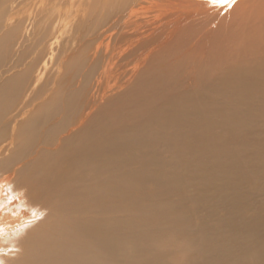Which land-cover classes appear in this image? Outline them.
<instances>
[{
    "label": "bare ground",
    "instance_id": "obj_1",
    "mask_svg": "<svg viewBox=\"0 0 264 264\" xmlns=\"http://www.w3.org/2000/svg\"><path fill=\"white\" fill-rule=\"evenodd\" d=\"M260 102L264 0H0V264H264L187 191L264 166Z\"/></svg>",
    "mask_w": 264,
    "mask_h": 264
},
{
    "label": "rangeland",
    "instance_id": "obj_2",
    "mask_svg": "<svg viewBox=\"0 0 264 264\" xmlns=\"http://www.w3.org/2000/svg\"><path fill=\"white\" fill-rule=\"evenodd\" d=\"M37 6H39V5H37ZM254 104L251 106V108L253 110L247 111L245 109L243 111L244 117H246L248 115H253V114L259 113L260 111L264 110L263 109V107H264L263 102L262 103L261 102L260 103H254ZM261 114H259L258 116H264V112H262ZM260 125H261V127L259 125L257 126L253 122L251 126L250 125L248 126L249 129H251V131L253 132V135H252L253 138L251 139L252 141H250L251 143H250V146L248 147V149H249V151L254 152L256 154L264 152V131H263L264 123H260ZM259 129H261V132L259 131ZM245 132H244V137H246ZM255 135L256 136L260 135V136H259V138H257ZM240 147H241V145H240ZM213 154L216 155L217 153L215 154V152H214ZM163 155L169 156L168 157L169 162H171V160H173L174 156L167 154V151H166V153H163ZM255 157L258 159H262V158H264V154L263 155L259 154ZM189 158L190 159H188V160L185 159L187 161V164L181 163V168H180V172H179L181 176H182V174L188 175L191 172L192 173H196V172L200 173L201 171H198L197 168H199V169L202 168L204 171L206 170V168L204 166L205 164H202L199 162L193 163V159H191V156ZM213 158L221 160V158L217 157V156H213ZM201 160L203 162V158H201ZM188 161H189V163H188ZM245 161H247V160H245ZM231 162L236 163L235 158H233L231 160ZM205 163H209V166H210V162H205ZM183 165L185 166L184 168H183ZM213 166L214 165H213V162L211 160L210 190L207 191L205 194V192H203L202 190H197L196 187L189 186V187H187V191H188V193H190L189 194L190 197L198 198V203L203 199V197H207L206 200L201 202L200 206L207 207V204L209 205V203H210V215L215 212L216 215L214 214L213 216H215L216 218L218 216H220L222 219H226V218L229 219V218L238 216L239 214L240 215L243 214L242 224L243 223L245 224L247 222L249 223V221L252 219V216L255 217L257 214L260 215V213H261V215H264L263 214L264 213V192H263V189L260 188L261 186H264V179H263V177H264V166H262V165L259 166L257 171H256L257 173L254 172L251 174V175H253L256 173L255 176L254 175L251 176L250 174L248 175L244 171H241L240 166H239L238 170H240L241 175H242L241 181L232 180L233 179L232 176H230L231 180L222 179L225 173L221 172V171H216V169L214 170ZM181 170H183V171H181ZM204 174H206V172ZM184 175H183V177H184ZM230 175H232V174L230 173ZM207 176H208V174H207ZM215 177L218 179H215ZM253 177H256V178H253ZM219 179H221V180H219ZM167 180L169 183H171V184L168 183V186L166 187L168 190H169V188L171 191L178 190V184L176 183L177 181L175 182L174 179H167ZM246 180H248L249 186H247ZM214 181H222L223 184H225V186L224 185L221 186V184L218 185L217 183L215 184ZM232 185H234V186H232ZM235 185H239V187H236ZM221 192H222V195H221ZM173 194H178V195H174V196L184 197L182 192L179 190L173 192ZM214 194L218 195V196L215 197ZM235 196H236V198L234 200ZM219 197H221V198H219ZM166 198L168 201V197H164L161 200H159V198L156 197V198H154L155 200L153 202L156 201V203H159V201H162L164 199L166 200ZM208 198L210 199V201H208ZM240 198H242V199H240ZM212 201L213 202L215 201V203L212 204ZM258 201H260V202H258ZM185 203H187V200L185 201ZM244 210H245V212H244ZM242 211H243V213H241ZM204 214H205V216H203ZM224 214H226V215H224ZM210 215L206 214V212H203V213H199V215L196 218H197L198 222H202L204 220L203 219L204 217L207 218L209 216V219H210ZM212 223L213 222L210 221V224H212ZM215 223H218V222H215ZM261 224L264 225V223H261ZM261 229H264V227ZM263 244H264V241H263ZM192 260H193L192 256H190V257L184 256L183 259L178 260L177 264H179V263H181V264H192ZM172 261L174 262L173 258H172Z\"/></svg>",
    "mask_w": 264,
    "mask_h": 264
},
{
    "label": "snow or ice",
    "instance_id": "obj_3",
    "mask_svg": "<svg viewBox=\"0 0 264 264\" xmlns=\"http://www.w3.org/2000/svg\"><path fill=\"white\" fill-rule=\"evenodd\" d=\"M222 3L225 5H232L236 3V0H222Z\"/></svg>",
    "mask_w": 264,
    "mask_h": 264
}]
</instances>
